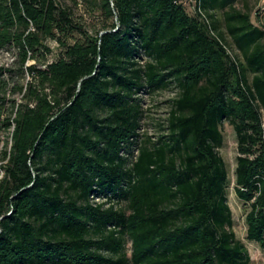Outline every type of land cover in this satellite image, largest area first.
I'll use <instances>...</instances> for the list:
<instances>
[{
    "label": "trees",
    "instance_id": "obj_1",
    "mask_svg": "<svg viewBox=\"0 0 264 264\" xmlns=\"http://www.w3.org/2000/svg\"><path fill=\"white\" fill-rule=\"evenodd\" d=\"M83 1L106 18L95 35L57 0H0V50L15 53L10 78L0 69V264H250L219 154L227 121L247 239L264 249V29L249 3ZM170 86L151 142L141 97Z\"/></svg>",
    "mask_w": 264,
    "mask_h": 264
},
{
    "label": "rangeland",
    "instance_id": "obj_2",
    "mask_svg": "<svg viewBox=\"0 0 264 264\" xmlns=\"http://www.w3.org/2000/svg\"><path fill=\"white\" fill-rule=\"evenodd\" d=\"M58 4L68 8L75 21L83 26V28L92 35L101 29L105 24L106 18L102 12L97 11L94 6L87 4L83 0H57ZM249 3V9L252 22L260 29H264V0H247ZM242 5H239L241 8ZM79 37V35H75ZM226 44L230 49L231 55L236 56V51L231 48L230 40L226 39ZM47 46L50 50L48 53H44L41 60L52 62L60 56L61 50L57 43L54 41H48ZM15 53L13 50H0V69L6 70L4 77L6 80L9 77L8 70H13L12 63L14 61ZM241 59V57H240ZM35 64V61L29 62V65ZM41 68L45 66L40 65ZM15 70V69H14ZM249 79L252 78V72L249 71ZM11 82L12 80L9 79ZM30 78L25 75L24 83H27ZM23 82L20 76L13 74V83ZM11 89L8 90V93ZM177 96V90L174 86L166 90H159L154 93H144L142 95L143 100V121H142V133L145 137L150 138L151 142H156L160 136L166 135L165 129H167V119L169 118V112L171 110L172 100ZM21 95H8V100H16L20 103ZM13 112L9 105L6 106L4 114L9 116ZM15 113H13V117ZM264 127V125H263ZM222 134L224 136V144L219 149V154L223 158L228 171L229 183L227 189V200L230 206L233 218V231L238 240H240L247 248L251 262L250 264H264V249L257 243L251 242L247 239V224L246 215L249 211V206L237 198L235 194V170L237 166V158L240 155L238 152V142L235 130L229 122H224L221 127ZM11 146V135L5 132L0 133V153L5 146ZM1 165V164H0ZM0 169V178H1ZM98 201V200H97ZM108 207V206H106ZM126 253L128 256L131 254V244L126 239L125 245Z\"/></svg>",
    "mask_w": 264,
    "mask_h": 264
}]
</instances>
